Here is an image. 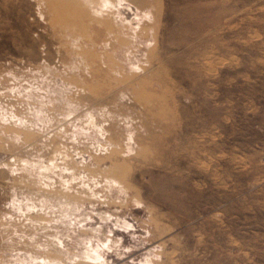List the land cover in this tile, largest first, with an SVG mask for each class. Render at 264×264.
Returning a JSON list of instances; mask_svg holds the SVG:
<instances>
[{
    "label": "rangeland",
    "instance_id": "obj_1",
    "mask_svg": "<svg viewBox=\"0 0 264 264\" xmlns=\"http://www.w3.org/2000/svg\"><path fill=\"white\" fill-rule=\"evenodd\" d=\"M0 264H264V0H0Z\"/></svg>",
    "mask_w": 264,
    "mask_h": 264
}]
</instances>
